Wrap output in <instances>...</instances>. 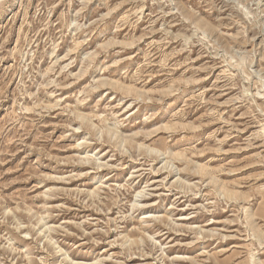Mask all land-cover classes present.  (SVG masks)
Listing matches in <instances>:
<instances>
[{"label": "rangeland", "instance_id": "1", "mask_svg": "<svg viewBox=\"0 0 264 264\" xmlns=\"http://www.w3.org/2000/svg\"><path fill=\"white\" fill-rule=\"evenodd\" d=\"M0 264H264V0H0Z\"/></svg>", "mask_w": 264, "mask_h": 264}]
</instances>
